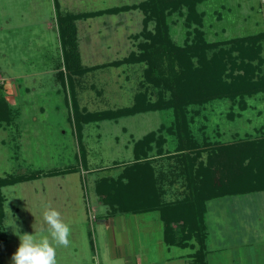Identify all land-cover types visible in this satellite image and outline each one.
I'll return each instance as SVG.
<instances>
[{"label":"rangeland","instance_id":"374dc122","mask_svg":"<svg viewBox=\"0 0 264 264\" xmlns=\"http://www.w3.org/2000/svg\"><path fill=\"white\" fill-rule=\"evenodd\" d=\"M143 1L150 0H0V95L5 96L12 111L7 121H0V177L44 173L0 188L5 200L2 225L7 234L6 242L0 245V264H11L20 234H34L38 238L47 235L43 212L48 205L60 211L71 227L70 246L57 249L58 264H108L113 258L124 264L123 258L168 255L169 248L160 239L165 223L157 212L142 217L126 214V224L119 226L124 230L116 237L112 229L109 233L102 231L97 223L103 217L97 216L108 207L94 192V182L121 172L133 162L136 142L155 132L156 137L163 136L166 140L161 154L164 157L160 158L159 146L153 143L149 158L157 160L154 165L164 173L166 201L183 198L181 195L187 193L182 188L183 179L173 180L184 167L178 163L181 153L175 151L176 139L167 129L174 120L173 109L95 119L89 123L81 121L87 112L131 107L138 93L157 91L145 80V63L109 64L132 51L139 52V43L145 40L138 34L143 29L144 10L104 12L76 20L81 61L90 69L72 76L75 96L61 76L63 72L64 78H70L59 41L60 13L107 10ZM196 9L202 17L201 25H187V5L167 11L165 22L173 42L181 46L191 42L196 29L203 31L205 41L216 45L207 49L208 57L221 47L230 48L233 39L264 33V0H202L197 2ZM155 26L153 19L149 29L153 31ZM261 44L264 60V39ZM199 59L200 51L192 56L194 66L199 65ZM162 64L167 66L168 61ZM261 70L264 74V62ZM73 98L80 112L74 111ZM246 99L245 110L227 98L202 106H187L189 113L195 112L191 129L198 143L204 146L206 141L230 142L264 132V91ZM70 168L77 171L53 173ZM245 198H254L251 206L263 215L259 217L263 220L264 194ZM218 202H226L225 210L232 205V216L238 213L229 199ZM211 205V208L215 206L213 202ZM251 206L235 207L246 211ZM15 226L19 229L17 234ZM229 227L237 228L234 223ZM262 229L258 241L264 239ZM228 241L229 248L234 250L237 242L233 237ZM171 250L172 254L180 255L190 248ZM230 255L234 258L233 251Z\"/></svg>","mask_w":264,"mask_h":264},{"label":"trees","instance_id":"16d2710c","mask_svg":"<svg viewBox=\"0 0 264 264\" xmlns=\"http://www.w3.org/2000/svg\"><path fill=\"white\" fill-rule=\"evenodd\" d=\"M57 1V0H56ZM202 0H150L140 4L113 7L83 13H60L58 19L63 63L70 72L68 81L70 91H74L73 77L84 74L89 67L84 66L78 48L76 20L95 17L104 12L119 13L125 10L141 8L144 10L143 29L139 37L145 40L139 43V52L132 51L128 56L110 65L123 62H143L147 65L144 77L157 91L138 93L136 103L131 107L104 112H87L81 121L104 118H119L140 112L173 109L174 120L167 127L176 139V152H180L178 163L183 170L173 178L182 179L187 193L183 198L166 201L165 176L154 165L149 152L154 150L153 143L159 146L158 154L164 157L162 147L166 140L156 137L155 132L146 134L138 140L134 148V160L117 175L102 176L94 182V192L107 206V215L143 214L157 212L165 223L164 240L168 245L193 247L194 264H208V245L206 231V213L209 202L217 198L232 195L249 194L264 190V132L247 134L230 142L206 141L204 146L198 143L192 132L195 112L189 113L187 106H202L213 100L230 99L241 110L248 106L246 97L264 91V74L261 56L264 33L239 37L230 41V48L221 47L211 57L207 49L216 47L205 41L204 33L196 29V35L184 46L175 44L165 20L167 11L187 5L189 14L187 25L202 24L196 4ZM156 21L155 29H149L151 20ZM199 65L194 66L193 54L199 53ZM235 53V54H234ZM168 61V65L161 62ZM175 64L177 66H175ZM180 69V70H179ZM73 76V77H72ZM67 86V85H66ZM170 92V96H167ZM150 94V95H149ZM74 96V94H73ZM74 111H79L73 98ZM11 108L4 95H0V121L11 115ZM193 117V118H192ZM233 118V114L230 113ZM79 121V124H81ZM76 168L55 171V174L76 172ZM43 172L30 174H9L0 177V188L24 180L35 179ZM173 182V181H172ZM0 192V245L7 240L3 228L5 207Z\"/></svg>","mask_w":264,"mask_h":264},{"label":"crops","instance_id":"0c3cea01","mask_svg":"<svg viewBox=\"0 0 264 264\" xmlns=\"http://www.w3.org/2000/svg\"><path fill=\"white\" fill-rule=\"evenodd\" d=\"M73 94H75V92H73ZM76 108H79L77 101ZM82 108H80V110H82ZM259 194H264V190L249 194L232 195L223 198H217L209 202V207L205 219L208 245V264H264V239L258 241V236L260 234L259 229L262 227V230L264 231V219H259V217H262L263 215L258 213L257 210L251 206L254 204V198H245L248 196ZM226 199L232 201V204L237 207L246 205L248 207L251 206V210L248 209L244 211L243 208H236L233 205V209H236L238 213H235L236 215L233 214L232 216V208H230L232 205L227 210H225L224 208L226 206V202L224 204H219L220 202H218L226 201ZM241 201H243L244 203ZM212 202L213 205L215 204L213 208H211ZM101 213L102 212L98 213L99 216L97 217H103V220H100V222L97 223V226L103 229L102 231H104L105 229L106 233L107 231L109 233V229H112L115 237L118 236V234L124 230L119 226L126 224V214L108 216L107 209H105V213ZM150 213L155 212H147L143 214L147 215ZM143 214H141V217L143 216ZM144 221L145 220H143L142 222ZM231 223H234L237 228L229 227V224ZM163 229L165 230V227L162 228L160 239H162L164 245L169 248L167 256L163 258H159L158 256H156V258H123L124 264H194L192 258V254L194 252L193 247H179L174 245H168L164 240ZM218 230L221 231L222 238L219 237ZM227 231H229L230 233H227ZM232 237L233 240L237 242V246L234 250L232 248H229L231 247V242H229L228 240ZM172 247H179L183 249L190 248V251L182 252L180 253V255H178L176 252V254H172L170 252L172 251ZM232 251L234 258H232L230 255V252ZM107 260H109V258ZM112 260L113 261H107L108 264H120L119 258H113Z\"/></svg>","mask_w":264,"mask_h":264},{"label":"clouds","instance_id":"9594fccd","mask_svg":"<svg viewBox=\"0 0 264 264\" xmlns=\"http://www.w3.org/2000/svg\"><path fill=\"white\" fill-rule=\"evenodd\" d=\"M47 235L39 238L34 234L19 235L20 244L12 255L11 264H58L57 249L71 244V227L57 209L48 205L43 212ZM15 234L19 229L15 226Z\"/></svg>","mask_w":264,"mask_h":264}]
</instances>
